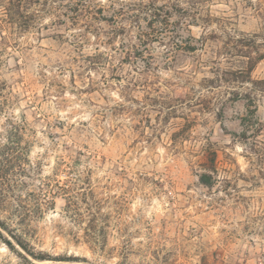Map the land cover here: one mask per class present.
<instances>
[{
	"label": "rangeland",
	"instance_id": "374dc122",
	"mask_svg": "<svg viewBox=\"0 0 264 264\" xmlns=\"http://www.w3.org/2000/svg\"><path fill=\"white\" fill-rule=\"evenodd\" d=\"M47 1L0 21V264H264V0Z\"/></svg>",
	"mask_w": 264,
	"mask_h": 264
},
{
	"label": "trees",
	"instance_id": "16d2710c",
	"mask_svg": "<svg viewBox=\"0 0 264 264\" xmlns=\"http://www.w3.org/2000/svg\"><path fill=\"white\" fill-rule=\"evenodd\" d=\"M0 1L3 2V17H0V21H1V23H3L4 26H6V24H8L11 33H14L16 30H18V31L27 30L28 28H30L32 26L34 18L36 17L35 15H38L40 9H37V12L32 13L28 9L29 8L28 3L29 4L31 2L34 4H37V3L38 4H47L48 3L47 0H43V2H42V0H0ZM191 6L193 9H202V2L196 1ZM154 10H155V12H157L158 15L161 14L160 13L162 10L161 8L155 7ZM178 10L179 9H177V11ZM86 11H88V10H86ZM171 13L172 12L170 9H166V17L171 16ZM3 25H0V26H3ZM175 46H176V48H182L183 43H181V44L176 43ZM184 46H186L185 48H187V50H190V48H191V46H188L187 44ZM5 90H6V84L5 83L0 84V97L1 98L7 97L3 92ZM0 238L5 240V242L8 245L13 246L11 241H9L8 239H5V237H3L1 231H0ZM17 241L25 250H27L33 257H35L38 260H59V261H69V262H74V261L80 262V261H82V259H79V258L73 257V256L50 257L44 253L36 254L33 251H30V249H28L27 245L22 240L17 239Z\"/></svg>",
	"mask_w": 264,
	"mask_h": 264
},
{
	"label": "built area",
	"instance_id": "2783aa9c",
	"mask_svg": "<svg viewBox=\"0 0 264 264\" xmlns=\"http://www.w3.org/2000/svg\"><path fill=\"white\" fill-rule=\"evenodd\" d=\"M65 177H67V178H68L69 176L66 174V175H65Z\"/></svg>",
	"mask_w": 264,
	"mask_h": 264
}]
</instances>
